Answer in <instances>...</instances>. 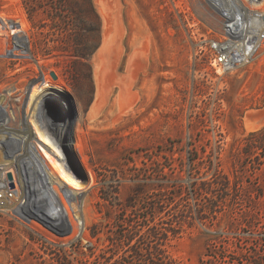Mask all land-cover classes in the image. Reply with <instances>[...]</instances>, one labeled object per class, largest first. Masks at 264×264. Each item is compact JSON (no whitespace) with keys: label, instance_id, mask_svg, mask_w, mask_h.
<instances>
[{"label":"rangeland","instance_id":"obj_1","mask_svg":"<svg viewBox=\"0 0 264 264\" xmlns=\"http://www.w3.org/2000/svg\"><path fill=\"white\" fill-rule=\"evenodd\" d=\"M35 1L32 13L0 0L28 33L0 37V97L31 105L60 90L52 104L66 122L54 139L82 167L86 241L68 227L41 241L0 213V264H111L128 258L126 241L146 253L160 241L149 232L169 225L179 231L163 246L177 264L264 261V144L246 147L264 127V47L232 71L196 55L200 36L221 29L205 0ZM138 29L145 42L132 40ZM217 169L227 192L201 188Z\"/></svg>","mask_w":264,"mask_h":264},{"label":"built area","instance_id":"obj_2","mask_svg":"<svg viewBox=\"0 0 264 264\" xmlns=\"http://www.w3.org/2000/svg\"><path fill=\"white\" fill-rule=\"evenodd\" d=\"M205 1L217 13L221 29L203 33L195 54L223 71H232L256 60L264 47L263 2ZM17 24H21V16L0 12V37L8 36ZM22 32L28 34L27 29ZM42 76H45L44 72ZM52 97L41 96L31 105L30 98L0 97V213L29 226L41 241H57L53 236L62 237L58 232L62 227L71 229V241H77L79 231L86 241L82 234L86 227L82 200L85 187L75 189L56 177L41 152L46 148L57 157L41 138L38 127L54 136L55 129L61 130L62 123L66 122L65 118L55 119L51 113V109L58 108L52 104ZM39 103L40 110L37 109ZM64 150V163L70 168L68 148ZM8 173L12 174V179ZM64 236H70V233Z\"/></svg>","mask_w":264,"mask_h":264},{"label":"trees","instance_id":"obj_3","mask_svg":"<svg viewBox=\"0 0 264 264\" xmlns=\"http://www.w3.org/2000/svg\"><path fill=\"white\" fill-rule=\"evenodd\" d=\"M60 2V1H59ZM26 3H29L30 9L32 13H34L38 6L40 5L38 1L35 0H26ZM61 4V2H60ZM264 144V127L256 132L251 133V137L246 140V147L254 148L260 146L259 144ZM256 144V145H255ZM260 158V157H258ZM257 158V159H258ZM232 180L229 176L222 173L220 170L215 171V175L207 180L203 181L201 184V188L207 189V191H212L215 189H219L222 192L229 191L232 188ZM236 189L238 188V184L234 183ZM202 208L199 209V217L201 219L207 218ZM181 223V222H180ZM179 231V227L175 225H169L165 228L163 232L150 231L149 236L153 239L158 238L160 241H151L149 244V251L146 253L143 252V248L141 247L140 243L131 241H126L130 248V253L127 255L128 258H124V256L117 257L111 264H177L175 260L172 258L171 254L167 251L166 247L163 245L168 244L170 239ZM138 235L137 231H133L132 233H124L122 235L124 239H131L134 236ZM141 236V235H140ZM125 242V241H124ZM163 246V247H162ZM100 256V255H99ZM105 257L103 256V259ZM202 264H207L206 259H202ZM250 264H264V261H250Z\"/></svg>","mask_w":264,"mask_h":264},{"label":"bare ground","instance_id":"obj_4","mask_svg":"<svg viewBox=\"0 0 264 264\" xmlns=\"http://www.w3.org/2000/svg\"><path fill=\"white\" fill-rule=\"evenodd\" d=\"M251 4H255L256 2L251 0ZM12 27V26H11ZM25 28V24H23L21 22V24H17L14 25L13 28H11V31H9L8 35L14 32H19L21 30H23ZM46 83H51L52 80L50 77H47L45 79ZM44 82V83H45ZM42 81L40 82V84L42 85ZM53 84V83H52ZM39 85V84H38ZM38 85H36V88L34 89V92L37 90ZM39 85V86H41ZM52 86V85H51ZM53 87V86H52ZM58 87V86H57ZM52 90H47V89H42L41 93L43 91H46L45 93V98L47 99L49 96H56L58 95L56 92L60 91L59 89H54L51 88ZM55 90V91H53ZM32 96V95H31ZM37 109L40 110V103L37 105ZM38 132L41 136V138L43 139V141H45V143L49 144L52 148V150L55 152V154L57 155V157H55L54 155H52V153H50L46 148H43V150L41 151L42 154L44 155V157L47 159L48 164L50 166V168L52 169L54 175L58 178H61L62 180H64L65 182H67L69 185H71V187L75 188V189H80L82 187V184L80 182V180L78 179L79 177H77L70 168H68L66 166V164L64 163V160H66V155L60 150L59 146L57 145V143L55 142L54 136L49 133L48 131H45L43 129H41L40 127H38ZM48 135H47V134ZM50 135V136H49ZM79 146V144L76 142V146ZM80 148V147H79ZM80 151L82 152L81 148ZM68 158V157H67ZM56 170L59 175L61 177H59L57 175V173H55Z\"/></svg>","mask_w":264,"mask_h":264},{"label":"water","instance_id":"obj_5","mask_svg":"<svg viewBox=\"0 0 264 264\" xmlns=\"http://www.w3.org/2000/svg\"><path fill=\"white\" fill-rule=\"evenodd\" d=\"M51 74H52V76L54 77V78H57V74H56V72L55 71H52L51 72ZM56 92V91H55ZM62 93H64V92H62ZM57 94L58 95H54L53 97H56V98H59V99H61V100H64V99H62L63 98V96H61L60 95V91H57ZM65 94H68V93H65ZM51 113L53 114V116L55 117V119H57V120H60V119H63L64 117H62L61 115H59L58 113H57V111L56 110H54V109H51ZM67 157H68V164H69V167L72 169V170H74V172H80V170L82 169V167H81V164H80V161H79V158H78V155L76 154V152L74 151V150H69L68 149V151H67ZM8 177L10 178V179H12V174L11 173H8ZM12 186L14 185L13 183L11 184Z\"/></svg>","mask_w":264,"mask_h":264},{"label":"crops","instance_id":"obj_6","mask_svg":"<svg viewBox=\"0 0 264 264\" xmlns=\"http://www.w3.org/2000/svg\"><path fill=\"white\" fill-rule=\"evenodd\" d=\"M134 35H136V37L132 39L133 41H146L147 34L141 31L140 29H138L137 32L134 33Z\"/></svg>","mask_w":264,"mask_h":264}]
</instances>
